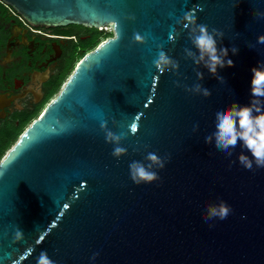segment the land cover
<instances>
[{
    "label": "water",
    "instance_id": "1",
    "mask_svg": "<svg viewBox=\"0 0 264 264\" xmlns=\"http://www.w3.org/2000/svg\"><path fill=\"white\" fill-rule=\"evenodd\" d=\"M3 1L35 25L111 23L114 34L80 59L0 160V264H36L41 251L56 264H264V168L239 164L242 151L251 157L240 143L226 157L204 140L218 107L250 102L251 69L264 62V18L256 16L264 0ZM189 10L224 33L218 48L229 49L234 66L218 69L223 82L183 58L192 48L187 30L169 41L170 25ZM136 32L147 43H133ZM159 44L179 61V75L154 68ZM197 82L212 95L185 91ZM137 115L139 130L117 160L100 120L127 131ZM148 152L170 160L156 169L159 181L136 185L129 164ZM220 200L230 215L205 222L206 205ZM18 228L24 237L13 242Z\"/></svg>",
    "mask_w": 264,
    "mask_h": 264
},
{
    "label": "clouds",
    "instance_id": "2",
    "mask_svg": "<svg viewBox=\"0 0 264 264\" xmlns=\"http://www.w3.org/2000/svg\"><path fill=\"white\" fill-rule=\"evenodd\" d=\"M169 16L174 17V13H169ZM256 16L264 18V12L258 11ZM129 19L134 21L136 18L133 15L129 16ZM170 28L172 34L169 35V41L173 43L180 37L182 31H188V39L192 48L185 47L183 49V58L193 61L197 68L202 65L219 82H223L224 78L219 75L218 69H223L225 66H234L233 60L229 58V49L225 47L218 48V40L222 44L224 33L216 28L209 30L207 24L198 23L194 10L186 11L182 17L175 18L174 24L170 25ZM133 43L145 44L147 38L136 32L133 34ZM257 43L264 44V34L257 37ZM157 49L156 58L152 61L156 71L160 75L167 72L179 75V61L171 58L164 51L163 44L157 45ZM237 51V47L232 45L231 52L235 54ZM251 71L253 76L250 102L243 106L233 102L230 106L218 107L215 112L214 129L211 134L204 138L206 144H214L215 148L225 153L226 157H231L234 149L240 143L242 149L251 154L250 157L242 151L238 155L239 164L247 170H254V165L256 168H264V62H258V66L253 67ZM196 76L198 81H203V72L197 70ZM154 77L159 78V76ZM175 84L177 87L182 86L179 81H176ZM183 87L186 92L194 95H202L205 98L212 95L210 89L204 87L200 82L194 83L191 87L187 85H183ZM139 119V115L135 116L127 126V131L123 130L124 124L113 120V125L121 129L119 132H115L108 127L107 119L100 120L99 127L104 133L105 142L113 145L112 156L117 160L127 155V148L121 145L123 141L128 139L129 135H135L138 132ZM198 130L199 124H195L193 131ZM169 160V155L162 158L155 152H148L144 162L132 161L129 164L130 179L136 185L159 181L161 178L156 169H164ZM231 163H235V161H231L230 166ZM231 211V206L220 200L219 203L206 205L203 218L205 222L213 219L225 220ZM23 237V232L18 228L12 239L13 242H16L22 240ZM98 256L99 252H95L90 260L95 261ZM36 264H56V262L49 257L47 251H41L36 259Z\"/></svg>",
    "mask_w": 264,
    "mask_h": 264
},
{
    "label": "flooded vegetation",
    "instance_id": "3",
    "mask_svg": "<svg viewBox=\"0 0 264 264\" xmlns=\"http://www.w3.org/2000/svg\"><path fill=\"white\" fill-rule=\"evenodd\" d=\"M96 31L82 24L35 25L0 0V147L16 143L43 113Z\"/></svg>",
    "mask_w": 264,
    "mask_h": 264
},
{
    "label": "trees",
    "instance_id": "4",
    "mask_svg": "<svg viewBox=\"0 0 264 264\" xmlns=\"http://www.w3.org/2000/svg\"><path fill=\"white\" fill-rule=\"evenodd\" d=\"M97 31H98V30H97ZM98 32H99V33H98V35L96 36L94 43H93L89 48H92V47L98 45V43H99V39H100L101 35H106V34H107V33H105V32H100V31H98ZM107 36H109V35H107ZM8 147H9L8 145H6V146H4V147H0V160H1V158L3 157V154L5 153V150H6Z\"/></svg>",
    "mask_w": 264,
    "mask_h": 264
},
{
    "label": "rangeland",
    "instance_id": "5",
    "mask_svg": "<svg viewBox=\"0 0 264 264\" xmlns=\"http://www.w3.org/2000/svg\"><path fill=\"white\" fill-rule=\"evenodd\" d=\"M98 33H99V32L96 31V36L98 35ZM113 34H114V33L112 32V34L101 35V37H100V39H99V43H98V45H99L100 43H102L103 41H105L107 38L113 36ZM107 35H109V36H107ZM98 45H96V46H94V47H92V48L87 49L86 52H84V53H85V54H86V53H89L90 51H92V50H94L95 48H97ZM85 54H84V55H85ZM69 75H70V72H69ZM14 144H15V141L10 145V147H9L8 149H10ZM1 159H2V158H1Z\"/></svg>",
    "mask_w": 264,
    "mask_h": 264
},
{
    "label": "built area",
    "instance_id": "6",
    "mask_svg": "<svg viewBox=\"0 0 264 264\" xmlns=\"http://www.w3.org/2000/svg\"><path fill=\"white\" fill-rule=\"evenodd\" d=\"M97 30L100 31V32H105L107 34H112V32H113V28H112L111 23L110 24H106V25L98 26Z\"/></svg>",
    "mask_w": 264,
    "mask_h": 264
}]
</instances>
